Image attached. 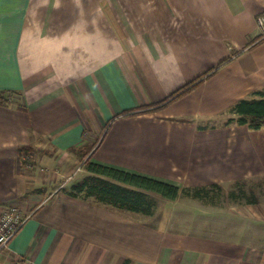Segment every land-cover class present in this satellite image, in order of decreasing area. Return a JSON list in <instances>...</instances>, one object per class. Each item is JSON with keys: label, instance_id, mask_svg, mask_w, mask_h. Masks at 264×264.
<instances>
[{"label": "crops", "instance_id": "1", "mask_svg": "<svg viewBox=\"0 0 264 264\" xmlns=\"http://www.w3.org/2000/svg\"><path fill=\"white\" fill-rule=\"evenodd\" d=\"M261 13L264 0H0V209L31 213L0 264H264L248 235L173 231L63 191L87 158L180 187L264 180V128L225 124L264 90ZM255 199L233 205L260 212L228 214L264 226Z\"/></svg>", "mask_w": 264, "mask_h": 264}, {"label": "trees", "instance_id": "2", "mask_svg": "<svg viewBox=\"0 0 264 264\" xmlns=\"http://www.w3.org/2000/svg\"><path fill=\"white\" fill-rule=\"evenodd\" d=\"M227 60L221 62L213 70L220 68ZM212 72L211 70L204 75L209 76ZM202 80L203 77H200L183 86L172 95L171 100L185 94L195 85L200 84ZM0 100L2 102L9 101L10 95L0 93ZM227 112L229 117L225 124H245L251 130L263 129L264 90H255L253 96L239 99ZM90 149L91 147L86 148L81 153V158H85ZM29 150L30 147H21L20 149V160L26 165L31 164ZM82 166L86 174L80 180L71 183L68 188H63V191L70 196L120 212L153 216L158 208L159 199L176 201L183 196L202 201L205 204H218L221 201L220 198L225 195L228 198L246 202L256 200L253 192L247 193V180L234 181L225 194L224 186L219 183L180 187L164 179L89 158L84 159Z\"/></svg>", "mask_w": 264, "mask_h": 264}, {"label": "rangeland", "instance_id": "3", "mask_svg": "<svg viewBox=\"0 0 264 264\" xmlns=\"http://www.w3.org/2000/svg\"><path fill=\"white\" fill-rule=\"evenodd\" d=\"M223 116L226 118L228 114H223ZM80 167L81 165H79V168ZM78 173L81 172L79 171ZM78 173L73 175L75 181L81 179V178L78 179L80 176V175L77 176ZM257 184H259L261 189L264 191V180L250 179L247 182V193L249 194V191H251L253 192V194L255 193L254 195H256V197L259 198V200L264 201L263 193L259 191L254 192L256 191V187L258 186ZM49 188L51 187H47L48 191ZM229 188L230 185L227 186L226 184L224 185L225 194L227 193ZM220 200L221 201L219 204L222 206L221 209H219L220 207H218L216 211H212L213 206L204 205V203L199 200H194L185 196L180 197L176 201H166L164 199H159L158 208L156 210L155 215L153 216H145L142 214H136V215L131 214V215L132 217H136L138 219L148 221L155 225H166L167 228H170L173 231H177V230L187 231L188 233L191 234H193L195 231L198 233L200 231L209 234L210 236H215L218 238L222 236L225 237L228 232V235L229 236L232 235V238L235 237V240L237 239L245 240L244 238H246V235H248V238L251 239V242L253 241L257 245L262 244L264 240H262L261 236H260V240L259 238H257V231L259 230L258 231L259 233L264 231L263 224L256 222V224L254 223L253 225V222H250L247 219L242 220L243 222H241V219L235 217L232 218L231 214H228L227 212L229 211L230 213L240 216L244 214L248 215L247 213H250V215L253 212L258 213L261 211V209L260 208L257 209L255 207L248 208L246 206L233 205V203L236 202L237 199L228 198L226 195L222 196ZM227 208L228 210H226ZM242 224L247 227L248 233L245 234L247 231L244 232L238 231L237 232L238 234L235 235V231L233 229L237 228V225H242Z\"/></svg>", "mask_w": 264, "mask_h": 264}, {"label": "built area", "instance_id": "4", "mask_svg": "<svg viewBox=\"0 0 264 264\" xmlns=\"http://www.w3.org/2000/svg\"><path fill=\"white\" fill-rule=\"evenodd\" d=\"M256 23L259 30V38H264V14L256 17ZM30 212H25L17 204H9L0 209V258L6 250L8 242L23 226L30 217ZM11 264H37L30 257L25 255L15 256Z\"/></svg>", "mask_w": 264, "mask_h": 264}]
</instances>
